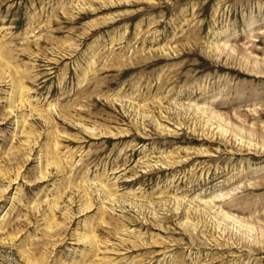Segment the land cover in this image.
<instances>
[{
    "label": "rangeland",
    "instance_id": "374dc122",
    "mask_svg": "<svg viewBox=\"0 0 264 264\" xmlns=\"http://www.w3.org/2000/svg\"><path fill=\"white\" fill-rule=\"evenodd\" d=\"M0 264H264V0H0Z\"/></svg>",
    "mask_w": 264,
    "mask_h": 264
},
{
    "label": "bare ground",
    "instance_id": "6f19581e",
    "mask_svg": "<svg viewBox=\"0 0 264 264\" xmlns=\"http://www.w3.org/2000/svg\"><path fill=\"white\" fill-rule=\"evenodd\" d=\"M247 61V60H246Z\"/></svg>",
    "mask_w": 264,
    "mask_h": 264
}]
</instances>
